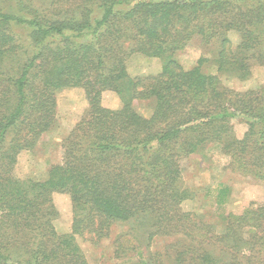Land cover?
Instances as JSON below:
<instances>
[{
	"label": "trees",
	"instance_id": "obj_1",
	"mask_svg": "<svg viewBox=\"0 0 264 264\" xmlns=\"http://www.w3.org/2000/svg\"><path fill=\"white\" fill-rule=\"evenodd\" d=\"M195 36L220 41L219 73L247 79L254 64L264 67V0H0V264H90L77 237L98 245L111 225L130 221L148 228L150 242L176 238L170 264H264V202L230 212L220 236L183 210L192 198L184 163L212 145L264 183V89L232 91L203 60L184 68L176 54ZM134 54L160 59L161 72L131 76ZM67 89L85 92L88 111L61 163L45 181L17 178L21 153L55 127L57 91ZM108 91L120 109L103 106ZM140 100L154 102L151 117L135 110ZM55 193L71 199V233L53 225Z\"/></svg>",
	"mask_w": 264,
	"mask_h": 264
},
{
	"label": "rangeland",
	"instance_id": "obj_2",
	"mask_svg": "<svg viewBox=\"0 0 264 264\" xmlns=\"http://www.w3.org/2000/svg\"><path fill=\"white\" fill-rule=\"evenodd\" d=\"M228 37L234 46L239 44L240 37L237 33L230 32ZM219 47L218 39L204 44L199 36H195L183 50L177 52L176 59L186 69L195 67L203 60L206 73L219 75L223 85L237 93L264 89V67L258 64L252 66L251 74L245 80L219 73L216 65ZM127 67L133 77L154 76L161 72L162 61L134 54L128 58ZM57 100V123L43 136L34 151L21 153L15 169V176L19 179L47 180L51 166L61 163L63 159V142L87 114L88 103L85 92L81 89L59 90ZM102 104L114 110L122 107L119 97L110 91L103 94ZM134 108L142 116L149 118L154 111V102L136 101ZM233 122L237 137L243 138L248 131L246 120L240 118ZM236 166L232 157L215 145L202 154L189 157L184 163L183 186L191 190L192 198L183 204V210L204 216L219 236L227 231L230 212L245 202H264V183L244 175ZM222 199L224 202L220 203L219 200ZM52 205L55 211L53 225L57 232L61 235L71 233L73 206L69 195L55 193ZM244 231L247 238L254 233L250 228ZM148 233V228L146 231L143 226L130 221L111 225L108 237L103 238L98 245L80 237H77V242L90 264H170L166 253H169L171 245L176 244V238L155 237L150 242ZM119 241L124 242L123 252L118 251L122 257L116 255ZM134 248L136 250L132 252Z\"/></svg>",
	"mask_w": 264,
	"mask_h": 264
}]
</instances>
